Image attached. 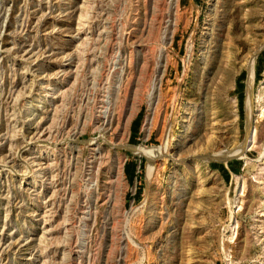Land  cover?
<instances>
[{
    "label": "rangeland",
    "instance_id": "374dc122",
    "mask_svg": "<svg viewBox=\"0 0 264 264\" xmlns=\"http://www.w3.org/2000/svg\"><path fill=\"white\" fill-rule=\"evenodd\" d=\"M0 264H264V0H0Z\"/></svg>",
    "mask_w": 264,
    "mask_h": 264
},
{
    "label": "bare ground",
    "instance_id": "6f19581e",
    "mask_svg": "<svg viewBox=\"0 0 264 264\" xmlns=\"http://www.w3.org/2000/svg\"><path fill=\"white\" fill-rule=\"evenodd\" d=\"M250 134H252V131H251V130H249V133H248V135H250Z\"/></svg>",
    "mask_w": 264,
    "mask_h": 264
}]
</instances>
